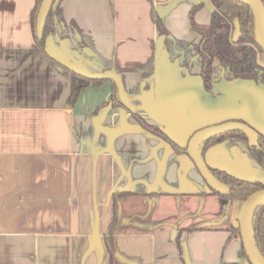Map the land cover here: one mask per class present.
<instances>
[{
	"label": "crops",
	"instance_id": "crops-1",
	"mask_svg": "<svg viewBox=\"0 0 264 264\" xmlns=\"http://www.w3.org/2000/svg\"><path fill=\"white\" fill-rule=\"evenodd\" d=\"M200 4L207 25L210 0H55L48 57L33 38L35 0H0V264H110L117 194L115 264H250L233 226L240 206L133 117L181 147L226 122L264 134L263 61L241 75L215 61L205 88L190 22ZM67 69L107 82L72 104ZM203 157L264 183L241 139L209 143Z\"/></svg>",
	"mask_w": 264,
	"mask_h": 264
},
{
	"label": "trees",
	"instance_id": "trees-1",
	"mask_svg": "<svg viewBox=\"0 0 264 264\" xmlns=\"http://www.w3.org/2000/svg\"><path fill=\"white\" fill-rule=\"evenodd\" d=\"M43 1L44 0H35V5L31 12V29L35 44L45 56H48L46 41L47 36L51 32L53 7L48 16L43 37L39 38L36 31L37 17ZM54 1L55 0H53V3ZM210 1L214 7V11L209 24L201 25L196 21V14L203 7V4L193 7L190 12L191 26L201 37L200 42L196 46V50L202 59V78L207 90L211 87L213 64L215 61H219L228 66L233 73L239 75L253 73L256 70L257 63L259 61L264 62V52L257 42L256 20L253 10L248 5L235 0ZM237 19L241 25L242 35L239 40L235 42L233 38L235 35V20ZM68 72L70 73L71 79L72 104L77 101L83 89L90 86L99 87L107 82V79L87 77L74 70H68ZM111 103L115 107H123L116 98L115 85L113 87ZM108 104L109 103H105L102 106ZM133 117L145 130L169 143L176 152L187 154L188 146H179L160 128L149 124L141 116L133 114ZM257 133L258 142L255 145L249 143L247 136L243 132L232 131L204 142L201 144L200 150L202 154H204L206 146L209 143L219 142L227 137L241 139L248 143L252 156L264 169V134L258 131ZM209 169L223 186L221 192L212 191V194L217 196L221 201L230 200L241 207L249 196L256 192L264 191V183L260 181H247L237 178L224 170L211 167H209ZM122 195L123 194H117L114 198V219L104 237L105 245L110 255V264H115L118 260L114 230L119 217L118 201ZM251 225L257 246L264 256V206H257L254 208L251 214ZM177 245L181 250V242L179 239H177Z\"/></svg>",
	"mask_w": 264,
	"mask_h": 264
},
{
	"label": "water",
	"instance_id": "water-1",
	"mask_svg": "<svg viewBox=\"0 0 264 264\" xmlns=\"http://www.w3.org/2000/svg\"><path fill=\"white\" fill-rule=\"evenodd\" d=\"M248 5L254 13L256 20V33L257 42L264 52V2L263 0H235ZM53 7V0H44L37 17L36 31L39 38L43 37L46 22L50 11ZM241 25L239 20H235V35L234 41L237 42L241 37ZM232 131L243 132L249 143L252 145L258 142V133L251 126L233 121L226 122L220 125L211 126L203 130L198 131L190 140L188 145L187 154L195 163L197 169L208 182L211 188L215 191L221 192L223 189L222 184L212 174L207 166L203 154L200 150L201 144L204 142L216 138L218 136L227 134ZM257 206H264V191H259L249 196L245 202L241 205L237 220L233 223L236 230L241 233L244 250L248 257L250 264H264V256L260 252L255 235L251 225V214L254 208Z\"/></svg>",
	"mask_w": 264,
	"mask_h": 264
}]
</instances>
